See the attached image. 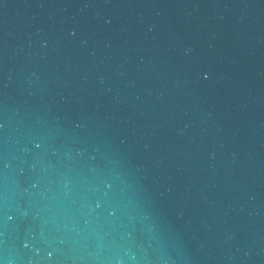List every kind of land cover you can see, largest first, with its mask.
Segmentation results:
<instances>
[{"label":"water","instance_id":"water-1","mask_svg":"<svg viewBox=\"0 0 264 264\" xmlns=\"http://www.w3.org/2000/svg\"><path fill=\"white\" fill-rule=\"evenodd\" d=\"M0 264H264V0H0Z\"/></svg>","mask_w":264,"mask_h":264}]
</instances>
